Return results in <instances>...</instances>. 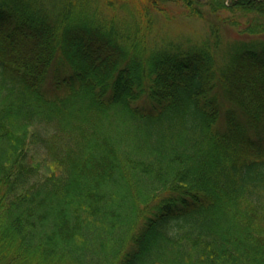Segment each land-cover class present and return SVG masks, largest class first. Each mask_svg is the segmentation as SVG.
<instances>
[{
    "label": "trees",
    "instance_id": "1",
    "mask_svg": "<svg viewBox=\"0 0 264 264\" xmlns=\"http://www.w3.org/2000/svg\"><path fill=\"white\" fill-rule=\"evenodd\" d=\"M0 264H264V0H0Z\"/></svg>",
    "mask_w": 264,
    "mask_h": 264
},
{
    "label": "rangeland",
    "instance_id": "2",
    "mask_svg": "<svg viewBox=\"0 0 264 264\" xmlns=\"http://www.w3.org/2000/svg\"><path fill=\"white\" fill-rule=\"evenodd\" d=\"M167 12L173 14V17L170 20L162 19L160 24L158 25L156 31L150 36L151 46L156 43V45L163 43L167 39L188 43L191 41L198 42L203 41L210 34V24L209 21L199 18H187L185 15V9L180 4H171ZM228 11H223L222 15H228ZM222 33L224 37V43L232 46L235 40H245L251 41L253 36H246L239 33L238 29L235 27L224 26L222 28ZM157 37V39H156ZM161 39V40H160ZM156 47V46H155ZM227 55V54H226ZM225 55V56H226ZM218 63L221 66H225L229 63V59H227L222 53L221 55H217ZM54 67L50 71L49 74V87L48 89L51 91L49 95L55 96L52 92V81L54 79ZM224 124L222 125V127ZM36 127H30L29 132L31 131H41L39 128L33 130ZM52 127L49 128V133H52ZM34 151L32 154L28 156L29 162L35 166L37 164L40 165L39 177L41 179H45L49 176V174L56 169L55 173L59 171L58 166L55 161L52 160L50 156H48L44 151H42L39 146L36 145L33 147ZM58 174V173H57ZM49 178V177H48ZM46 178V179H48ZM45 179V180H46Z\"/></svg>",
    "mask_w": 264,
    "mask_h": 264
}]
</instances>
